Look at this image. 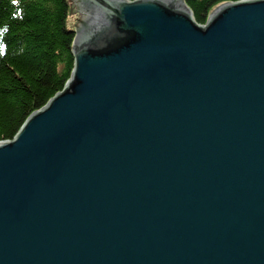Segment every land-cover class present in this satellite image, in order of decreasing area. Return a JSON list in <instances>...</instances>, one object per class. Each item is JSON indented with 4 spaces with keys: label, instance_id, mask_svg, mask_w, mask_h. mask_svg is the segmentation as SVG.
<instances>
[{
    "label": "water",
    "instance_id": "water-1",
    "mask_svg": "<svg viewBox=\"0 0 264 264\" xmlns=\"http://www.w3.org/2000/svg\"><path fill=\"white\" fill-rule=\"evenodd\" d=\"M86 1L0 141V264H264V0Z\"/></svg>",
    "mask_w": 264,
    "mask_h": 264
},
{
    "label": "trees",
    "instance_id": "trees-1",
    "mask_svg": "<svg viewBox=\"0 0 264 264\" xmlns=\"http://www.w3.org/2000/svg\"><path fill=\"white\" fill-rule=\"evenodd\" d=\"M197 24L217 5L240 0H183ZM69 0H0V141L61 91L74 64Z\"/></svg>",
    "mask_w": 264,
    "mask_h": 264
},
{
    "label": "rangeland",
    "instance_id": "rangeland-1",
    "mask_svg": "<svg viewBox=\"0 0 264 264\" xmlns=\"http://www.w3.org/2000/svg\"><path fill=\"white\" fill-rule=\"evenodd\" d=\"M167 3L172 4L170 2ZM69 4L71 8L68 15V25L72 26L75 31L84 25V23L89 24L92 21L95 10L86 0H69Z\"/></svg>",
    "mask_w": 264,
    "mask_h": 264
},
{
    "label": "bare ground",
    "instance_id": "bare-ground-1",
    "mask_svg": "<svg viewBox=\"0 0 264 264\" xmlns=\"http://www.w3.org/2000/svg\"><path fill=\"white\" fill-rule=\"evenodd\" d=\"M169 2H172L173 4L177 5V6H182L181 0H168ZM93 19V17H92ZM90 20V19H89ZM88 20V21H89Z\"/></svg>",
    "mask_w": 264,
    "mask_h": 264
}]
</instances>
